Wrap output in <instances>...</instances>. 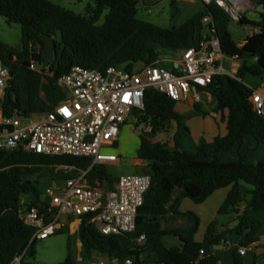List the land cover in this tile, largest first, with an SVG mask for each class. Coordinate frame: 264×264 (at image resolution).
Wrapping results in <instances>:
<instances>
[{
	"label": "trees",
	"instance_id": "16d2710c",
	"mask_svg": "<svg viewBox=\"0 0 264 264\" xmlns=\"http://www.w3.org/2000/svg\"><path fill=\"white\" fill-rule=\"evenodd\" d=\"M92 1L94 4L86 7V13L80 14L51 0H0V15L9 24L20 25L22 31L20 47L0 40V58L11 72L6 92L0 99L4 116L39 117L52 110L53 105L42 96L43 81L46 79L64 98L66 94L59 79L75 65L96 70L124 66L132 70L138 63L161 64L163 50L181 51L197 42L205 27L206 15L212 17L222 52L236 58L240 65L235 75L217 74L207 87L199 88L200 92L211 94L212 109L197 101L192 110L179 112L177 101L154 87L146 88L139 123L152 126L155 133L171 132V135L166 140L139 135L137 155L147 163L152 182L138 209L135 231L104 234L90 221L93 214L83 215L76 234L68 239L65 260L57 264H77L76 239L81 243L83 258L97 253L113 258L118 264H125L127 259L133 264H221L223 259L215 246L233 234L241 237L238 247L232 251L233 264H246L239 249L249 248L264 227V218L254 214L264 211V158L248 161L246 155H240L237 160H224L220 154L241 145L247 137L264 146V115L254 109L250 99L256 88L246 82L247 75H264V11L257 21L241 15L239 24L254 30L239 45L230 30V12L215 3L202 4L182 23L164 27L138 18V0ZM254 1L264 9V0ZM171 5L175 8L176 1L172 0ZM106 8L109 12L105 21L98 24ZM46 38L52 41L53 59L41 70H34L26 63H43ZM212 112L221 114L226 122V134H218L211 141L204 137L194 141L187 120ZM3 128L0 123V129ZM186 140L190 141L189 147ZM91 163L90 158L82 156L0 149V264H12L18 255H23L20 264H31L26 258L35 256L38 241L32 239L35 228L25 224L19 215L23 202L29 206L41 205L43 188L31 176L50 175L53 180L64 181L87 170ZM88 176L94 186L106 187V180L108 184L116 181L105 165L92 166ZM241 182L250 184L252 189L244 192ZM175 186L182 191L172 210L188 217L191 225L180 229H152L150 218L158 195ZM225 187L231 189L218 213L236 210L248 194L250 199L245 210L233 227L221 229L218 220L211 221L204 239L197 241L201 218L192 211L181 212L182 199L189 197L195 203H203L216 190ZM74 219L69 216V222ZM63 232L70 233L69 224L56 233ZM172 234H180L182 241L168 246L164 237ZM142 235L145 239L140 241Z\"/></svg>",
	"mask_w": 264,
	"mask_h": 264
},
{
	"label": "built area",
	"instance_id": "2783aa9c",
	"mask_svg": "<svg viewBox=\"0 0 264 264\" xmlns=\"http://www.w3.org/2000/svg\"><path fill=\"white\" fill-rule=\"evenodd\" d=\"M200 1L202 4L215 3L228 10L234 21H240L242 14L230 0ZM203 23L201 37L192 46L179 51L173 67L143 64L132 70L124 66L96 70L75 65L59 79L66 97L46 114L38 118L4 116L0 109V123L4 125L0 129V149L18 148L45 155L69 154L92 160L87 170L67 178L61 186L43 188L41 205L22 203L19 215L25 224L35 228L32 239L44 240L56 234L57 223L65 216L81 219L86 214H93L90 221L104 234L135 231L138 209L151 185V175H122L109 190L108 186L92 185L88 172L96 164L108 166L120 160L117 154L106 153L103 149L117 142L123 125L139 123L146 88L154 87L177 102H185L193 94L197 102L200 101L199 88L207 87L215 75L236 74L237 69L229 63L237 59L222 52L212 17L204 16ZM43 66L36 61L30 62L34 70H41ZM46 69L48 71V67ZM10 78V68L0 58V99ZM250 99L254 109L264 115V83L254 90ZM213 115L216 117L217 113ZM144 239L142 235L139 240ZM239 250L241 254L247 252V248ZM22 257L16 256L12 264H20ZM95 264L109 263L99 260ZM125 264H133V261L127 259Z\"/></svg>",
	"mask_w": 264,
	"mask_h": 264
},
{
	"label": "crops",
	"instance_id": "0c3cea01",
	"mask_svg": "<svg viewBox=\"0 0 264 264\" xmlns=\"http://www.w3.org/2000/svg\"><path fill=\"white\" fill-rule=\"evenodd\" d=\"M185 1H187V0H185ZM230 1H231L232 5L236 6V8H239L240 5H243V7H244V4H243L244 2L248 3V4L252 3L253 7L249 10H253L257 16H255L253 18L249 17L248 13H247L249 10H247L245 12V14H243V15L247 16L250 20H256V21L259 20L260 19V12L264 11L262 6L258 5L254 0H230ZM193 3H195V2H193ZM237 24H239V22ZM243 28H246V31H245L246 35L242 36V34H241L238 39H236V37L233 35L234 40L239 45H242L245 42L246 37L248 35H250L254 30L253 27H251L249 25L243 26ZM241 36H242V38L240 39ZM175 57L176 56H172V55H171V58H162L161 57L160 62L163 66L170 68V67H173L175 64ZM167 61H170V62L168 63ZM229 64L232 65L234 69L238 70L240 62L238 60H235L234 62H230ZM236 72H234V74ZM247 76H252V75H247ZM256 77H260V78L254 79L253 82H251V84H252L251 86L256 88V89L261 88V86L264 83V75L256 76ZM46 82H48V81L46 80ZM41 92H42V96L47 100L46 92H44L43 90H41ZM59 98H60L59 99V102H60L62 100V97H59ZM193 98H194V95L191 94L189 99H187L185 102H178V103H181L184 105H183L182 109L178 110V108H177L178 103H177L176 110L179 112L189 111L192 108V106H194V103H195ZM199 98H200V96H199ZM211 99H212L211 94H209L207 92V100L210 102ZM200 101H203V100L200 99ZM59 102H57V103L49 102V103L54 106V105L58 104ZM212 113L210 115H207V116H201V115L194 116L193 118H191L188 121L189 125L193 124L196 128L195 129L196 134H194L192 131V128L190 127L191 131H192L191 134L194 135V137L192 135V138L195 139L194 141L197 142L200 137H204L207 141H211L218 134H220V135L226 134V132H227L226 122H224V121L221 122L217 117H216V119H213L214 116L212 115ZM130 126H132V128H134V129H136L135 126H133L130 123L123 125L121 128L120 135H119L117 142L114 145L106 146L103 150H106L107 151L106 153L116 154V148L115 147L120 148L121 140L123 139L125 134L128 132ZM148 128L149 127H146V129H148ZM206 132H207V134H206ZM139 143H140V140H139ZM244 144H247L250 147L251 152H250L249 157L252 160L258 161V160H261L264 158V146L258 144L251 137H247L241 145L237 146L238 152L240 153L239 156L240 155H247V154H243V151H244L243 145ZM252 150H255V151L253 152ZM235 155H236V148H234L232 151H228V152L224 153V159H232V157H234ZM248 155H247V157H248ZM119 157L121 160L124 157V155L121 153V154H119ZM120 160L114 164H118L120 162ZM132 162H133V164L140 166L141 170L143 169L142 166L146 164V162L144 160L140 159L138 157V155L133 157ZM117 179H118V177L116 178V180ZM240 185H241V188L244 192L252 189V186L250 184H248L249 186H247V183L245 184V182H241ZM230 189H231V187H225V188H221L219 190H216L203 203H195L189 197H185L182 199L180 206H179V210L181 212L192 211V212L198 214L201 218L200 227H199V230L195 236L197 241H202L204 239V235H205V232L207 230V227L209 226V224L213 220H218L220 222L221 229H224L226 226L227 227H233L237 223L239 215L243 213V211L245 210V208L247 206L246 203L250 199V195H248V194L246 195V201L243 202L242 204H240L236 208V210H234L228 214H219L218 208L220 207V205L222 204V202L226 198ZM181 191H182L181 187L175 186L170 191L160 193L158 195L157 204L155 205L153 212L151 214V218H150L152 229H156V230L157 229H180V228H188L191 225V220L188 217H185V216L180 215L178 213H174L172 210V206L174 204V201L176 200V198L178 197V195ZM254 214L259 219L264 218V211H258V212H255ZM75 220L78 221V224H80L79 219L75 218ZM67 224L72 225V222H69V217L65 216V217L60 219V221L57 223V226H58V228H60L63 225H67ZM240 238H241L240 236L233 234V235L229 236L221 244L215 246V249L218 252L217 254L220 255L223 259L221 264H233L232 251H233V249L238 247V242H239ZM164 241L168 246H172V245L180 243L182 240H181L180 234H172V235L165 236ZM79 243H80V241H79ZM80 250H81V246L79 247V244H78V251L80 252ZM242 255L244 256V258L246 260V264H264V227L258 233V239L249 248H247V252L245 254H242ZM99 256H101V255H99ZM92 257H95V254H93ZM81 259H83V258L78 256L77 264H79ZM88 260H89V262H88L89 264H95L99 260H104V261L108 262L109 264H118V262L115 261L114 259L105 258V257H103V258L102 257H98V258L95 257L94 259H92L90 257V258H88Z\"/></svg>",
	"mask_w": 264,
	"mask_h": 264
},
{
	"label": "rangeland",
	"instance_id": "374dc122",
	"mask_svg": "<svg viewBox=\"0 0 264 264\" xmlns=\"http://www.w3.org/2000/svg\"><path fill=\"white\" fill-rule=\"evenodd\" d=\"M57 4H60L68 9H71L75 11L76 13L80 14H85L86 13V7L89 4H94L92 0H51ZM172 0H138V18L145 20L147 22L155 23L160 26L164 27H170L175 24H180L186 18H188L192 13L197 11L198 9L201 8L202 3L200 0H175L176 1V7L172 8L171 5ZM195 2V3H193ZM243 5H240L238 8L239 14H245V12L249 9H251L253 4H248V3H243ZM109 8H106L103 14L101 15L98 24H103L105 21V16L108 14ZM248 16L253 18L256 15V13L253 10H249ZM238 22L234 21L232 18L231 25H230V30L232 34L236 37V39L239 38V36L242 34V36L246 35L245 31L246 28H243V26L237 24ZM240 37V39L242 38ZM21 38H22V31L21 27L18 24H9L6 20L5 17L0 15V40L4 41L8 44H10L13 47H20L21 45ZM43 54V63H40V65L47 64L48 62H51L54 56V50L52 46V41L49 38L45 39V47L42 51ZM172 56H176L179 58V51H173V50H163L161 57L162 58H171ZM15 59V57H14ZM168 63L170 61H167ZM143 64L138 63L135 67L139 68ZM260 77L256 76H246V82L250 85L251 82H253L254 79H259ZM62 90L65 91L64 87L61 86ZM42 90L46 92V97L47 100L51 103H57L59 102V94L58 92L52 88V86L45 81L42 83ZM200 99H202L207 108L212 109L210 102L207 100V92L202 91L198 92ZM184 104L178 103L177 108L182 109ZM193 108V106H192ZM192 108L190 110H192ZM213 115V113H212ZM198 116V115H196ZM214 116V115H213ZM194 117V116H193ZM191 117V118H193ZM216 117L223 122L222 116L220 113H217ZM214 116L213 119H216ZM38 118V117H36ZM190 118V119H191ZM187 120V125L192 128V131L194 134L195 132V126L193 124L189 125ZM215 121V120H214ZM131 127V128H130ZM129 127L128 132L125 134L123 139L121 140L120 148H116V154L119 156V154H123L124 157L120 160L118 164H110L107 166L109 172L114 176V177H120L122 175H128V174H141L143 172L148 173L147 170V163L141 167L138 165L133 164L132 159L133 157L137 156V151L139 147V135L138 130L141 131L145 136L150 137L154 140H166L169 138L171 135V132H166V133H155L152 129V126L148 127H142V123H138L135 128H132V126ZM190 128V130H191ZM191 131V132H192ZM212 133V132H211ZM207 134V132H206ZM193 135V134H191ZM194 137V135H193ZM195 140V139H194ZM186 144L189 147L190 146V141L186 140ZM244 151L243 154H249L248 155V161H254L252 160L250 156V147L247 144H244ZM232 151V150H230ZM253 152L255 150H252ZM104 152H107L104 150ZM228 152V151H226ZM223 152L220 154V157L224 159V153ZM239 152H238V147H236V155L232 157V159H224V160H237L239 158ZM246 155V156H247ZM61 168H66V167H58V169ZM43 174V173H42ZM33 180L38 181V185L40 188H45L48 185L54 186V187H59L63 184V180H53V178L50 175H45L41 178H39V175H33L31 176ZM246 184V183H245ZM247 186H249L247 184ZM81 222V219H79ZM78 221L75 219L72 221V225H69V232H63V233H56L54 235H51L50 237L44 239V240H38L36 244V249H35V256H27L26 260L30 262L31 264H57L60 262H63L67 256L68 252V239L71 236V234H76L78 230ZM74 236V240H75ZM78 244L79 247L81 244L79 243V240L76 239V249H77V254L79 257L83 258L81 256V252L78 251ZM95 257H104V256H99V254L94 253ZM95 257H92L94 259ZM88 258H83L80 260L79 264H89Z\"/></svg>",
	"mask_w": 264,
	"mask_h": 264
},
{
	"label": "water",
	"instance_id": "95a60500",
	"mask_svg": "<svg viewBox=\"0 0 264 264\" xmlns=\"http://www.w3.org/2000/svg\"><path fill=\"white\" fill-rule=\"evenodd\" d=\"M26 65H27V66H30V62H27ZM142 127H143V128L146 127V124L143 123ZM138 134H141V131H140V130H138ZM116 182H117V181L108 184V181L106 180V181L104 182V184H105L106 186H108V189H109V190H112V189L114 188V185H115ZM111 259H113V258H111Z\"/></svg>",
	"mask_w": 264,
	"mask_h": 264
}]
</instances>
